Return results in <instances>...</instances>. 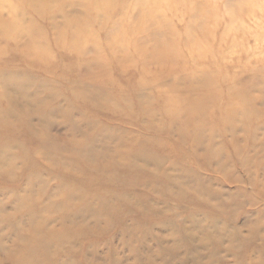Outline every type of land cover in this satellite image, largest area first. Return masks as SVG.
<instances>
[{
  "label": "rangeland",
  "instance_id": "374dc122",
  "mask_svg": "<svg viewBox=\"0 0 264 264\" xmlns=\"http://www.w3.org/2000/svg\"><path fill=\"white\" fill-rule=\"evenodd\" d=\"M54 6L48 20L25 5L17 16L0 0V21L18 27L3 34L0 25V72L27 70L34 78L11 76L0 94L48 105L32 127L41 132L44 124L50 138L47 152L28 142L30 167L17 150L0 147V264H264V0ZM198 74L213 84L203 111L210 136L198 151L180 140V123L174 135L157 133L153 118L147 129L118 111V104L134 108L140 94L155 111L175 109L173 98ZM86 89L102 97L75 101L67 116L52 111H65L69 95ZM229 89L244 100L228 105ZM137 142L177 164L180 173L165 164L175 182L188 172L187 184L169 188L150 176V165L133 173L122 167L130 156L119 144L134 155ZM223 163L225 172L214 171Z\"/></svg>",
  "mask_w": 264,
  "mask_h": 264
},
{
  "label": "bare ground",
  "instance_id": "6f19581e",
  "mask_svg": "<svg viewBox=\"0 0 264 264\" xmlns=\"http://www.w3.org/2000/svg\"><path fill=\"white\" fill-rule=\"evenodd\" d=\"M5 4H7L9 7L15 6L16 9L15 12L17 13V16L21 15L22 12V5H25L27 7H31L36 11L37 8L41 9L40 12L44 13L46 18L49 20L51 18V14L54 11L55 0H11L8 2V0H2ZM54 2V3H53ZM40 17V16H39ZM0 25L2 28L3 34L7 33L8 30H11L12 28L18 29V27H15L12 23V20H8L7 22H1ZM22 27V26H21ZM20 27V28H21ZM7 31V32H6ZM206 74H198L195 77H192L190 79H187V88L186 90L181 93L179 96V93L175 96L174 103L175 109L169 108L166 105L161 106L158 111H155L153 108V104H155L151 98L139 95V98L137 97V102L135 104V107H131L132 105L126 104L125 107H121V104H118L117 107L119 108V112L122 115V118H128L130 120H133L132 117H134L137 121L140 120L141 127L144 128L145 126L147 129L151 128L152 126L158 127L156 132L161 133L164 130H169V132L174 135L172 131V126L181 124L179 126V135L180 140L182 139V142L185 143V138L191 139L192 143L194 144L196 150H200L201 147L206 143L208 134H206V130L208 129V123L205 122V118L207 117V114H203L204 109L207 110V105L210 103L206 99V93L210 91L213 84H211L210 78L205 76ZM11 76L19 77L23 79L24 81L32 83V74L27 70H17L15 72L7 73L6 71L0 72V82L2 84H6V80L10 78ZM42 84L45 85L44 81ZM87 90V89H86ZM203 90V91H202ZM87 92H82L81 94L77 95V93H74L75 95H69V100L72 97L73 100H70L68 105L64 110H60L57 106L52 110L53 112H65V116H67L72 110H75V101H80L83 105H89V103L101 96V93L98 91H90L87 90ZM9 90H6L5 93L0 94V147L5 150H17V153H15V156H17L18 160L24 164H28V166H32V153L30 155V151L26 148L28 145V142H30V148H32V141H35L37 145H39V150H46V152L49 149V133L47 130V127L43 125L44 131L37 132V129H34L32 127V116L38 115V120L41 119L43 115H45V109L43 108L48 105H46L43 102V106L41 104V101L34 100L32 101L31 98H22L18 97L17 94L9 92ZM226 98H228L229 102L228 105H232L235 101L244 100V98L238 94L234 89H229L226 92ZM176 99V100H175ZM124 101V100H123ZM246 105L251 106L250 111L252 112L254 110L253 102L246 101ZM179 106V107H178ZM50 113V112H49ZM226 113V111H225ZM264 113V112H263ZM249 114V111L242 112V117H247ZM164 116L170 117L169 126L168 128L162 123L161 125H156L159 121H162V117ZM227 116H230V119L233 120L236 116V112L234 109H230ZM226 116V117H227ZM153 120L152 126L149 125V122L151 119ZM186 121V122H185ZM186 125H191L189 127H186ZM227 127V126H226ZM21 137H24V141ZM17 138V140H16ZM22 139V140H21ZM137 141L139 139L137 138ZM135 146H138V150L134 155H131L132 148L130 147L128 149V146H125V143L119 144L120 148H124V153L130 156V158H126L128 161H130L123 165H119V167H125L131 169L132 173L135 171H144L146 170L145 167L148 165L153 166V176L150 175L153 179L158 180L157 178H161V180L168 181L169 188L170 187H176L177 185H181V180H184V184H187V179L189 173L184 171L182 174L176 175V181L175 182L172 178L174 175L167 174L166 170H168L167 167H165V164H168V167L175 170L176 172L180 173L182 170L177 168V164L175 162H164V160L156 156L155 154H152L150 150H147L142 143L137 142L134 144ZM194 148V149H195ZM235 148V147H234ZM236 150H240L239 147L235 148ZM194 154V150H192ZM41 153H44L41 151ZM216 153H211L213 157ZM120 154H118L119 157ZM219 156V153H217V157ZM241 156V155H240ZM120 158H122L120 156ZM242 158V157H240ZM244 158V157H243ZM218 159V158H216ZM219 160V159H218ZM244 162H249V157L246 155L243 159ZM136 163V164H135ZM140 163V165L138 164ZM26 166H24L25 168ZM210 168H213L210 166ZM226 164L223 163V166L217 168L216 172H225ZM134 170V171H133ZM137 171V172H138ZM129 174H132L131 172L127 171ZM223 174V173H222ZM112 177H114L113 174H111ZM112 177L109 176L110 179ZM159 181V180H158ZM163 181V182H164ZM235 181L240 182L241 180L239 177H235ZM183 183V182H182ZM163 185V183H161ZM258 187L260 188V184H258ZM166 189V187H164ZM112 197L115 195L110 194ZM105 197V196H104ZM124 200H128V196H123ZM89 200V199H88ZM87 199L85 200L88 201ZM95 199L90 200L88 202V206H91ZM255 201L252 199L250 201V204H253Z\"/></svg>",
  "mask_w": 264,
  "mask_h": 264
}]
</instances>
